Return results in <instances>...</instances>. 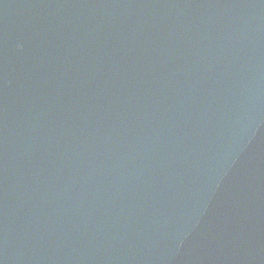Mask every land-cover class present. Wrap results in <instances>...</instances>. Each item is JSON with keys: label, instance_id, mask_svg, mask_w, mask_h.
I'll list each match as a JSON object with an SVG mask.
<instances>
[{"label": "water", "instance_id": "obj_1", "mask_svg": "<svg viewBox=\"0 0 264 264\" xmlns=\"http://www.w3.org/2000/svg\"><path fill=\"white\" fill-rule=\"evenodd\" d=\"M0 264H264V0H0Z\"/></svg>", "mask_w": 264, "mask_h": 264}]
</instances>
